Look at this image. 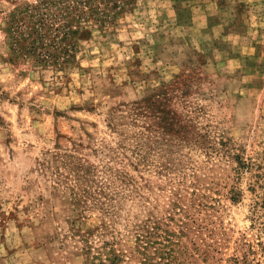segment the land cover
Segmentation results:
<instances>
[{"label":"rangeland","instance_id":"rangeland-1","mask_svg":"<svg viewBox=\"0 0 264 264\" xmlns=\"http://www.w3.org/2000/svg\"><path fill=\"white\" fill-rule=\"evenodd\" d=\"M84 1L0 0V264H79V234L127 253L156 220L187 264H263L264 0H133L112 24L94 0L57 69L11 50V13Z\"/></svg>","mask_w":264,"mask_h":264},{"label":"trees","instance_id":"trees-1","mask_svg":"<svg viewBox=\"0 0 264 264\" xmlns=\"http://www.w3.org/2000/svg\"><path fill=\"white\" fill-rule=\"evenodd\" d=\"M93 2L94 0H85L83 7L79 8L56 7L55 2L42 3L37 7L11 13L3 22L4 30L12 42L11 50L21 57L34 56V62L42 67L57 69L72 57L67 51L71 49L73 40L89 36V31L82 27L72 34L71 25L77 19H86L87 15L96 16ZM109 2L111 0H107L108 4L97 17L102 23L112 24L117 12L130 8L133 0H117V5L114 4L113 7L109 6ZM151 99L152 97L148 98ZM141 109L140 103H132L125 116L134 123L141 115ZM144 109L146 110L145 106ZM114 125L110 121L106 123L109 129ZM238 196V193H233L230 200L237 201ZM87 235L79 234L74 241L76 252L81 258L79 264H124L126 257L136 260L137 264H187L192 258L187 254V246L180 242L183 232H171L158 220L139 225L133 246L127 253L117 250L112 238L110 241L100 240L94 243L87 240ZM259 257L264 264V247L259 249ZM233 259L236 264L249 263L245 256Z\"/></svg>","mask_w":264,"mask_h":264}]
</instances>
